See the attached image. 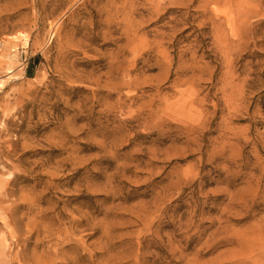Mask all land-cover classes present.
<instances>
[{
	"label": "rangeland",
	"instance_id": "obj_1",
	"mask_svg": "<svg viewBox=\"0 0 264 264\" xmlns=\"http://www.w3.org/2000/svg\"><path fill=\"white\" fill-rule=\"evenodd\" d=\"M0 264H264V0H0Z\"/></svg>",
	"mask_w": 264,
	"mask_h": 264
},
{
	"label": "crops",
	"instance_id": "obj_2",
	"mask_svg": "<svg viewBox=\"0 0 264 264\" xmlns=\"http://www.w3.org/2000/svg\"><path fill=\"white\" fill-rule=\"evenodd\" d=\"M26 70V69H25Z\"/></svg>",
	"mask_w": 264,
	"mask_h": 264
}]
</instances>
